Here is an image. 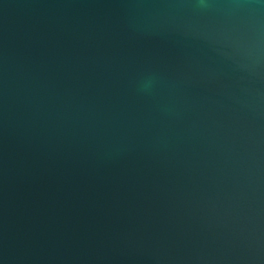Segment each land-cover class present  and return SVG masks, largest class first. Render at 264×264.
Instances as JSON below:
<instances>
[{
    "label": "water",
    "instance_id": "1",
    "mask_svg": "<svg viewBox=\"0 0 264 264\" xmlns=\"http://www.w3.org/2000/svg\"><path fill=\"white\" fill-rule=\"evenodd\" d=\"M0 264H264V0H0Z\"/></svg>",
    "mask_w": 264,
    "mask_h": 264
}]
</instances>
